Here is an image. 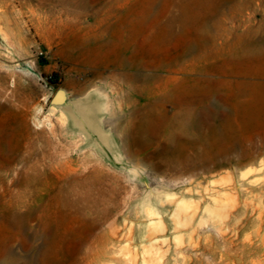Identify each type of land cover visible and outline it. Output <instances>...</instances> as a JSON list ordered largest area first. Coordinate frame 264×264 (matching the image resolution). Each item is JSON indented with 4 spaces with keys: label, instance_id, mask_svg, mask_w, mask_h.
<instances>
[{
    "label": "rangeland",
    "instance_id": "obj_1",
    "mask_svg": "<svg viewBox=\"0 0 264 264\" xmlns=\"http://www.w3.org/2000/svg\"><path fill=\"white\" fill-rule=\"evenodd\" d=\"M89 1L74 15L58 0H0V251L16 264H264V59L242 55L264 33V0ZM104 11L103 75L77 73L68 43ZM117 51L224 114L203 133L188 121L189 138L170 146L134 144L129 100L146 97L112 75ZM100 81L113 91L114 128L137 177L78 152L81 135L45 112L57 88L79 94ZM17 154L29 159L28 184L14 182L28 175L11 161Z\"/></svg>",
    "mask_w": 264,
    "mask_h": 264
},
{
    "label": "bare ground",
    "instance_id": "obj_2",
    "mask_svg": "<svg viewBox=\"0 0 264 264\" xmlns=\"http://www.w3.org/2000/svg\"><path fill=\"white\" fill-rule=\"evenodd\" d=\"M58 1L63 6L68 7V10L74 15H77L80 10H87L92 6H90L89 0ZM111 14V11H104L98 17L97 15L95 16V24L89 25V27H84L81 29L79 28L80 31H75L74 39L70 40L68 43V49H70V54H72L73 56L74 66L72 67V70H74L75 72H89L92 75L98 76L103 75L102 67H104L103 65L106 64L104 62H106L107 60L102 62L101 58H103L104 54H108V52H106L105 50V42L99 37L101 35L98 36L96 33L98 29L107 30L109 28V26L107 27L106 25L109 24L107 23L108 16H110ZM71 27L73 29L74 25H72ZM202 28L204 29H201V38L206 40L208 31H211V28L205 22L202 24ZM63 30L64 29L62 28V32L60 33H63ZM130 35L131 33L129 32L126 34V36ZM242 55L251 59H264V33L259 38L252 40L249 44L244 46V48L242 49ZM110 62L115 66V68H118V72L112 74L113 76L123 77L127 81L131 93H139L140 98L146 97V100H144V102L142 100L143 103H140L137 98H134V100H132L130 98L131 96H129L130 100L128 99L130 101V109H128L130 112L129 116H131V123L133 125H139L138 128L134 130L132 135L131 141L134 142V144H147L152 145V147L155 146L158 148L160 147L162 141H165V143L170 146L171 143L178 142L181 139L189 138L191 133L188 130V121L192 122L190 125L193 130V134L199 132L203 133L204 128L210 129L211 125H213V123L221 115L224 114L225 110L219 105H205L206 98L203 95L198 96L193 94L187 95L177 93L175 89L170 88L172 80L174 79L173 76L169 74L161 76L156 73H148V66H146L144 63L131 60L128 56L122 53V51H117ZM193 66L194 64H190V68H192ZM217 68L219 70L217 71V74L221 75L222 66L217 65ZM165 69L167 72H170L172 70V66L168 65ZM207 69V66H203L204 72H206ZM256 93L257 92H255L254 95ZM168 103L172 104V106L177 108V110H167L166 105ZM248 103L249 104H243V109L246 110L248 108H251V103ZM198 104L201 107L199 108V110H196ZM64 117V114H62V120H64ZM164 124H166L167 128L163 130L162 128ZM13 160L23 162V165L27 166L29 159L26 155L17 154L11 159L12 162H14ZM9 165H4V167L11 169V166ZM30 168V166H27V169H24L23 172L28 174V170ZM0 180L3 181L4 177L0 176ZM14 182H25L26 184H28L30 182V176L28 174L26 176V179L22 180L18 178ZM88 194H90V192ZM80 198L82 197L80 196ZM27 217L28 215H21V220H23L25 223L27 222ZM17 258L18 257H16L15 254H11L7 248H3L0 251V259L4 260L7 263L16 264ZM151 264L161 263L160 261L154 260L151 262Z\"/></svg>",
    "mask_w": 264,
    "mask_h": 264
},
{
    "label": "water",
    "instance_id": "obj_3",
    "mask_svg": "<svg viewBox=\"0 0 264 264\" xmlns=\"http://www.w3.org/2000/svg\"><path fill=\"white\" fill-rule=\"evenodd\" d=\"M45 112L57 115L66 132L81 135L82 141L76 147L78 152L92 149L119 171L132 177L141 175L140 168L129 158L115 131L114 121L118 117L115 98L105 82H96L79 94L59 87ZM62 113L64 120L60 116Z\"/></svg>",
    "mask_w": 264,
    "mask_h": 264
},
{
    "label": "trees",
    "instance_id": "obj_4",
    "mask_svg": "<svg viewBox=\"0 0 264 264\" xmlns=\"http://www.w3.org/2000/svg\"><path fill=\"white\" fill-rule=\"evenodd\" d=\"M58 81L57 74H54L50 77V82L51 83H56Z\"/></svg>",
    "mask_w": 264,
    "mask_h": 264
}]
</instances>
